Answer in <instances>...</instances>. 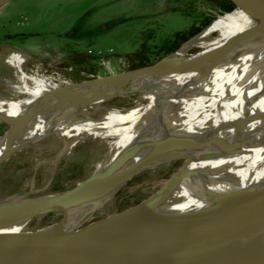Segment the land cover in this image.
I'll return each mask as SVG.
<instances>
[{"label":"bare ground","instance_id":"obj_1","mask_svg":"<svg viewBox=\"0 0 264 264\" xmlns=\"http://www.w3.org/2000/svg\"><path fill=\"white\" fill-rule=\"evenodd\" d=\"M194 47L205 51L190 54ZM7 60L22 71V58L13 49ZM21 79V94L14 90L13 96L0 97V115L21 123L17 134L0 137V168L30 147L39 153L58 150L40 143L52 137L64 142L59 150L67 154L83 134L108 151L67 194L85 192L73 201L53 202L64 194L46 193L0 202V243L29 247L48 264L110 258L118 216L107 207L125 179L145 165H169L190 150L212 147L220 152L213 166L182 178L162 205L144 210L146 233L177 216L231 211L248 201L246 214L211 232L193 230L186 226L192 219L186 218L149 247L145 262L135 264L251 263L264 239V0H246L154 68L116 81L72 82L23 73ZM114 82L115 88L102 86ZM138 94L142 97L134 101ZM119 96L133 102L105 112L104 104ZM232 140L233 149L223 148ZM34 204L69 213L33 229L29 223L40 216ZM103 211L104 217L93 221Z\"/></svg>","mask_w":264,"mask_h":264},{"label":"rangeland","instance_id":"obj_2","mask_svg":"<svg viewBox=\"0 0 264 264\" xmlns=\"http://www.w3.org/2000/svg\"><path fill=\"white\" fill-rule=\"evenodd\" d=\"M225 13L228 12H222L209 0H4L0 5V97H11L14 90L21 92L25 84L22 73L31 78H63L72 82L96 81L99 77L116 81L138 68L142 59L148 64L165 59L173 52L170 49L178 33L195 31L180 48L201 36ZM11 49L22 58V71L8 62ZM202 51L205 49L194 47L189 53ZM75 57H80L79 61H74ZM28 84L33 85L32 80ZM116 84L102 86L112 89ZM141 97L138 94L133 98L136 101ZM117 98L104 104L105 112L133 102L122 96ZM1 119L0 137L18 133L21 123L17 119ZM82 137L68 154L67 150L61 152L64 142L52 137L40 143L54 144L61 151L58 147L56 151L39 153L30 147L5 161L0 168V202L75 187L108 151L89 135ZM219 156L220 152L212 147H202L179 156L172 164L147 170L122 187L107 209L116 214L130 209L181 171L182 178H194L213 166ZM58 210L38 216L29 227L59 221L69 213V209ZM105 213H97L93 221L103 218Z\"/></svg>","mask_w":264,"mask_h":264},{"label":"water","instance_id":"obj_3","mask_svg":"<svg viewBox=\"0 0 264 264\" xmlns=\"http://www.w3.org/2000/svg\"><path fill=\"white\" fill-rule=\"evenodd\" d=\"M231 1L235 3L236 6H241L244 2V0H231ZM6 46L10 47V45H6ZM179 49H181V47L174 50L169 55H172ZM158 63L141 66L135 69H131L127 72H137V71L145 70L147 68H154L155 65ZM223 146H224L223 148H225L226 150H231L236 146V141L232 140V142H229L228 144H223ZM147 170H150L149 164L145 165V167L140 168L139 171L132 173L128 178H126L124 182V186L135 176ZM182 176H183V172L181 171L175 177L171 178L168 182H166V184L156 193L152 194L151 196L144 199L137 205L131 207L130 209L117 213L118 219L116 221L110 239V251H111L110 258L101 255L82 264L142 263L145 262L147 259L149 247L164 235L169 234L174 230H176V226H178V224L183 220H185L186 218L192 219L191 220L192 222L187 223L186 226L191 227L193 230H199V231L205 230L211 232L235 224L236 222L240 221L246 214L249 206L248 201H245L243 205L231 211H220V212L202 214L191 217L190 216L174 217L159 225L153 233L148 235L146 233V220H145L144 210L150 208H156L162 205L170 197L173 190L179 184V182L182 179ZM76 188L77 186H75L70 190L59 192L60 194H64L63 197L62 196L58 197L54 199L53 202H57L61 199L66 200V202L73 201L79 198L81 195L83 196L85 192L81 194L77 193L73 197H70V195L67 197V194L68 193L73 194L77 190ZM119 191L120 189L115 191L112 196L116 195ZM31 208L34 210L35 214L38 215L59 211L56 207L52 205L47 206V205L34 204ZM88 227L89 225L83 227L81 231L86 230ZM0 264H48V263L29 247L17 243L1 242ZM250 264H264V239L261 242Z\"/></svg>","mask_w":264,"mask_h":264},{"label":"trees","instance_id":"obj_4","mask_svg":"<svg viewBox=\"0 0 264 264\" xmlns=\"http://www.w3.org/2000/svg\"><path fill=\"white\" fill-rule=\"evenodd\" d=\"M213 5L217 6L218 8L221 9L222 12H231L233 11L236 7V4L233 3L231 0H209ZM195 31L191 30V31H186V32H180L177 35H175L174 37V43H173V47L170 49L171 51H174L175 49H177L182 42H184L185 40L188 39V37L191 34H194ZM169 50V51H170ZM80 57H75L74 61H79ZM83 59L88 60L89 58L86 56H83ZM77 65V62H76ZM141 66H145V65H149L148 62H146L145 59H142L140 61ZM89 71H92L91 69Z\"/></svg>","mask_w":264,"mask_h":264}]
</instances>
